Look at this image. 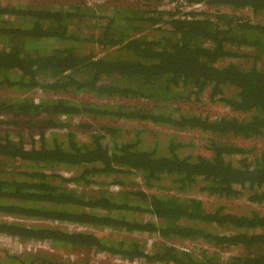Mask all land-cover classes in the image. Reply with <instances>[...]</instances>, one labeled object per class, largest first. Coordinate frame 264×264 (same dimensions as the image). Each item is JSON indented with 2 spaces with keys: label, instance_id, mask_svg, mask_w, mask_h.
I'll return each mask as SVG.
<instances>
[{
  "label": "trees",
  "instance_id": "trees-1",
  "mask_svg": "<svg viewBox=\"0 0 264 264\" xmlns=\"http://www.w3.org/2000/svg\"><path fill=\"white\" fill-rule=\"evenodd\" d=\"M121 1L132 4L103 11L91 0L65 7L0 0V87L99 99L0 98V112L38 117L37 123L47 128L64 125L58 115H87L220 137L264 134V20L200 9L183 16L176 7H159L164 0ZM174 1L264 14V0ZM141 2L151 7L142 8ZM145 30L153 36L142 34ZM52 41L64 43L48 47ZM204 92L209 101L245 115L210 118L169 107L173 99L197 103ZM126 99L141 103H121ZM43 131L39 142L31 136L27 145L20 137H0V215L37 222L0 219V234L122 260L264 264V212L237 214L222 206L206 210L190 194L198 186L218 198L244 195L264 202V151L249 159L244 148L210 139L204 145L209 155H192L181 152L185 144L176 133L159 139L137 128L122 137L115 125L101 126L87 140L69 130L47 146ZM16 163L24 169L16 175L6 170ZM60 167L75 174H58ZM132 177L138 178V187L122 188ZM80 183L92 190L82 191ZM170 189L184 194L154 192ZM114 231L140 232L158 243L150 250L145 242L122 240ZM172 239L204 245L193 253L169 243ZM225 248L237 252L225 254ZM54 259L37 253L20 258L19 264H57Z\"/></svg>",
  "mask_w": 264,
  "mask_h": 264
},
{
  "label": "rangeland",
  "instance_id": "rangeland-1",
  "mask_svg": "<svg viewBox=\"0 0 264 264\" xmlns=\"http://www.w3.org/2000/svg\"><path fill=\"white\" fill-rule=\"evenodd\" d=\"M4 1V0H3ZM8 3H26L27 5L33 6H53V7H65L75 3V0H7ZM135 2L134 0H132ZM91 4H98L103 11L109 9L110 7L131 5V1H121V0H91ZM142 8L151 7V3H143L141 2ZM161 7H166L165 4H158ZM209 12L216 11H225L229 14H234L237 17L244 19H251L252 21H262L264 20V14H253L249 9H233V8H224V7H210L207 8ZM88 30V29H87ZM86 30V31H87ZM142 34H146L149 37H152L154 32L150 30H145ZM64 42L52 41L48 44L49 46H60ZM42 43H39L38 46H41ZM85 50L90 49L89 46L85 45ZM226 93H231V89H226ZM47 96L53 98H62V99H71V100H86V101H97L94 96H89L85 94H46L42 92V90L34 89L32 91L18 92L13 89H5L0 87V98H20V97H30L35 99L46 98ZM118 101V100H113ZM103 103H108V101H102ZM138 100H121V103L133 104L139 103ZM141 103V102H140ZM170 108H179L180 111H188L196 114L207 115L210 118H216L222 115H235L238 117H242L245 114L240 112H233L229 108L225 107L219 102L209 101L206 92L202 94V99L195 103L189 100L181 101L173 99L170 103ZM60 121L64 122V125L59 128H47L41 127L37 122L40 120L38 117L34 119H30L26 116H14L10 113L0 112V137L5 134H9L14 139H18L19 137L23 140V142L27 145L30 137L33 136L35 140L40 141L41 131L44 132V141L47 146H51V140L53 138L64 139V132L73 131L76 136L81 140H87L89 135L93 132H97L101 126L104 125H115L120 128L122 133V137H129L133 134L134 130L140 128L144 130L143 135L146 137H153L155 135L159 139H164L167 134L176 133L177 139L183 140L185 147L182 149V153H190L192 155H209V151L205 148V144L210 139H215L218 141H227L233 144H236L245 150H247L246 156L249 159L256 157L260 152L264 151V134L258 136H251L248 138L242 137H233V136H224L220 137L218 135L209 133V132H200V131H184V132H174L169 129H165L162 127L154 126L149 122L142 121H134V120H126V119H93L87 115H75V116H66V115H58L57 117ZM83 124H89V127H82ZM188 141V142H187ZM240 156L237 155L234 159H238ZM16 167L6 169L8 171H14L12 174L16 175L20 170L24 169V166H20L19 163H16ZM52 170H46L47 172H52ZM58 174L68 175L75 174L74 169H66L65 167H60L55 170ZM132 181H128L129 184H125L122 188H132L138 187L139 180L137 177H132ZM59 181V179L55 180V182ZM169 182L166 180L165 184ZM68 185V184H66ZM70 186H74V184H70ZM82 191H90L92 190L88 184L80 183L77 185ZM108 186L101 187L102 190L107 189ZM154 192H161L163 194H173L181 195L184 193L174 192L172 189L169 191L160 190ZM191 195L200 198L203 202V205L206 210H213L217 206H222L224 211L233 212L237 214H248L252 211L263 213L264 212V202H253L245 198L244 195L233 198H218L215 196H211L205 194L203 191H198V186L193 188V191L190 192ZM0 215V219H3ZM148 215L146 219H149ZM24 223H37L32 220H24ZM69 227L72 230H80V229H89V227L79 226V224L73 223H60V227ZM91 229V228H90ZM94 230V229H91ZM113 235H117L122 240H130L136 239L142 241L145 236L140 235H132L126 233H117L113 232ZM151 237H149L150 239ZM151 242V241H148ZM158 241L152 245H157ZM169 243L175 244L178 247H184L185 249L190 250L193 253H196L200 246H203L204 243L197 240H181V239H172L169 240ZM149 249L151 250V247ZM237 252L236 248H225L224 253H235ZM37 253L41 254H49L54 257L57 264H123L121 260L112 256L106 255L103 253H98L91 251L90 249L84 250L81 249H68V248H60L49 246L44 241H34L29 239L17 238L14 236L0 234V264H19L20 258H27L33 256Z\"/></svg>",
  "mask_w": 264,
  "mask_h": 264
},
{
  "label": "built area",
  "instance_id": "built-area-1",
  "mask_svg": "<svg viewBox=\"0 0 264 264\" xmlns=\"http://www.w3.org/2000/svg\"><path fill=\"white\" fill-rule=\"evenodd\" d=\"M161 4H165L167 8L169 9H174L175 7L179 10L180 13L183 14V16H186L188 14L189 11H197L198 9L200 10H207L208 7L206 4H202V3H192V4H186V3H180L174 0H164L159 2ZM158 3V4H159ZM159 6V5H158ZM161 7V6H159ZM161 8H165V7H161ZM3 219H8V220H18V221H24L27 219H23V218H15V217H11V216H5L2 215L1 216ZM125 264H145L144 261L142 260V258H133V259H128V260H124L123 261Z\"/></svg>",
  "mask_w": 264,
  "mask_h": 264
},
{
  "label": "clouds",
  "instance_id": "clouds-1",
  "mask_svg": "<svg viewBox=\"0 0 264 264\" xmlns=\"http://www.w3.org/2000/svg\"><path fill=\"white\" fill-rule=\"evenodd\" d=\"M159 3V2H158ZM2 137V136H1ZM129 234H132V235H137V236H140V232H131V233H129ZM134 240H136V239H134ZM148 241H151V242H148ZM155 241H156V239H153V238H150L149 239V237H145L143 240H142V242L144 243H146L148 246H152L154 243H155ZM98 253H102V252H98ZM103 254H106V253H103ZM106 255H109V254H106ZM134 258H137V257H134ZM140 258V257H139ZM119 260H121L122 262L124 261V260H122V259H119ZM125 260H128V259H125ZM143 260V259H142ZM144 261V263L145 264H170V263H165V262H158V261H146V260H143ZM123 264H125L124 262H123Z\"/></svg>",
  "mask_w": 264,
  "mask_h": 264
},
{
  "label": "bare ground",
  "instance_id": "bare-ground-1",
  "mask_svg": "<svg viewBox=\"0 0 264 264\" xmlns=\"http://www.w3.org/2000/svg\"><path fill=\"white\" fill-rule=\"evenodd\" d=\"M153 136V135H152ZM188 142V141H187Z\"/></svg>",
  "mask_w": 264,
  "mask_h": 264
}]
</instances>
